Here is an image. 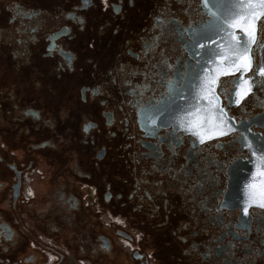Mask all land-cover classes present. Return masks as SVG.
Here are the masks:
<instances>
[{
    "label": "flooded vegetation",
    "instance_id": "1",
    "mask_svg": "<svg viewBox=\"0 0 264 264\" xmlns=\"http://www.w3.org/2000/svg\"><path fill=\"white\" fill-rule=\"evenodd\" d=\"M262 69L260 0H0V264H264Z\"/></svg>",
    "mask_w": 264,
    "mask_h": 264
},
{
    "label": "built area",
    "instance_id": "2",
    "mask_svg": "<svg viewBox=\"0 0 264 264\" xmlns=\"http://www.w3.org/2000/svg\"><path fill=\"white\" fill-rule=\"evenodd\" d=\"M31 178L29 176V181L24 189V197L26 200H31L33 197H34V189L32 187V182H31ZM58 260V256L55 255V254H47V263L46 264H55ZM68 264H85L84 261L82 260H71V259H68Z\"/></svg>",
    "mask_w": 264,
    "mask_h": 264
},
{
    "label": "rangeland",
    "instance_id": "3",
    "mask_svg": "<svg viewBox=\"0 0 264 264\" xmlns=\"http://www.w3.org/2000/svg\"><path fill=\"white\" fill-rule=\"evenodd\" d=\"M94 223H95V221H94ZM30 229H31V231L33 232V231H35L36 233H38V234H40V232L42 231L43 233H45L46 232V234H49V235H47V236H50L51 235V239L49 238V237H47V238H45V239H47V240H52L53 242H57V244H63L62 243V240H61V237H60V235H55L51 230H46V229H44L45 227L44 226H41L40 224L38 225V223H37V220H35L34 219V217H33V215H32V213H31V222H30ZM40 231V232H39ZM45 231V232H44ZM35 233V234H36ZM79 239H81L80 238V236H79ZM55 240V241H54ZM78 245H80V243H78ZM36 248V247H35ZM32 251V250H31ZM34 251V250H33ZM43 259H45L44 257H42ZM42 262V261H41Z\"/></svg>",
    "mask_w": 264,
    "mask_h": 264
},
{
    "label": "snow or ice",
    "instance_id": "4",
    "mask_svg": "<svg viewBox=\"0 0 264 264\" xmlns=\"http://www.w3.org/2000/svg\"><path fill=\"white\" fill-rule=\"evenodd\" d=\"M261 3H264V0H260ZM264 71V69H262ZM245 212H247V209H245Z\"/></svg>",
    "mask_w": 264,
    "mask_h": 264
}]
</instances>
